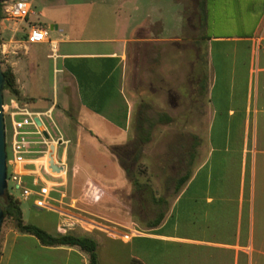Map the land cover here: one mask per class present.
Here are the masks:
<instances>
[{"label": "crops", "instance_id": "obj_1", "mask_svg": "<svg viewBox=\"0 0 264 264\" xmlns=\"http://www.w3.org/2000/svg\"><path fill=\"white\" fill-rule=\"evenodd\" d=\"M161 3L39 0L40 9L26 22L0 20V36H10L0 39L7 49L2 56L32 112L52 111L38 110L45 95L36 74L43 57L52 59L60 93L52 95L51 105L60 96L64 107L71 95L88 125L127 138L136 105L156 95L126 92L130 49L141 56L145 46L152 51L154 75L169 83L160 86V103L174 109L173 98L185 99L183 173L172 196L157 195L162 208L150 219L123 224L97 216L74 196V174L60 181V209L53 210L59 220L50 234L67 224L60 234L91 238L98 264H128L133 258L142 264H264V0H243L235 31L210 35L204 32L208 0H171L178 27L170 35L163 34ZM31 23L49 28L47 41H25ZM163 55L173 57V65L163 64ZM177 76L182 81L174 86ZM194 91L201 101L190 99ZM73 166L78 173L79 165ZM22 178L31 193L14 197L23 220L31 223L24 213L30 206L44 209L35 204L41 184L30 175ZM90 178L84 174L81 183ZM158 178L150 176L153 182ZM49 194L51 189L45 201L54 200ZM0 264H88V255L77 246L42 245L9 225L0 230Z\"/></svg>", "mask_w": 264, "mask_h": 264}, {"label": "rangeland", "instance_id": "obj_2", "mask_svg": "<svg viewBox=\"0 0 264 264\" xmlns=\"http://www.w3.org/2000/svg\"><path fill=\"white\" fill-rule=\"evenodd\" d=\"M33 10L40 9L39 0H33ZM191 5V1L189 2ZM243 0H208V29L204 30L206 35L214 32L231 33L235 31L233 22L242 16ZM166 4V6H165ZM163 17L165 19L164 35H170L178 24L172 18L173 4L171 0H162ZM244 9V10H243ZM142 15V14H141ZM141 15L137 16L140 19ZM33 18V17H32ZM11 22V21H10ZM13 23V22H12ZM229 29V30H227ZM8 35V34H7ZM8 37L0 36L1 41L9 40ZM198 47V46H197ZM131 48V47H130ZM143 54L137 55L136 49L131 48L128 57V72L126 92L131 93L132 89L151 91L156 94L153 98L147 99L145 106L136 105L132 120L130 122L128 137L118 133L105 134L98 125L90 126L86 122L85 115L78 109L74 99L69 95L67 105L60 104V96L56 103L51 105L52 95H59L60 87L57 85V74L53 70L52 59L42 58L36 69L40 91L45 95L38 110L42 113L52 108V111L46 112L40 116L44 131L48 133L50 144L56 147V162L62 163L64 169L59 174H45L44 177L52 182L51 197L54 200H47L53 208L38 209L31 207V212L26 213L25 218L31 223L36 224L45 231L53 233L58 222V216L53 210L60 209V181L75 174L73 194L81 202H85L92 212L100 217L123 224L124 222H135L136 218L146 220L152 218L161 203L157 202V195L172 196L174 193L175 179L183 173L184 168V101L181 96L172 99V105L175 108L164 105L160 100L163 99L164 89L168 88V82L159 81V77L154 75V63L152 61V51L144 47ZM6 49V48H5ZM22 50H24L22 48ZM150 52V54H149ZM4 56V55H3ZM0 53V67L7 65L5 58ZM163 64L173 65V57L163 55ZM167 66V65H166ZM182 78L177 76L172 83L178 84ZM181 90V89H179ZM10 95L3 91V102H7ZM190 99L194 102L200 100L199 93L190 94ZM134 98V97H133ZM157 102H156V101ZM201 101V100H200ZM199 101V102H200ZM27 108L31 107L27 104ZM138 110L142 111V117H147L154 122L149 131V140L146 143L136 146L134 143L138 137L136 126ZM197 110V109H196ZM199 112V109L197 110ZM165 112L170 115L169 123H160L157 120L159 113ZM18 119V117H15ZM5 122V144L7 165L11 158L10 151V124L9 116L4 114ZM30 128V127H29ZM98 135V136H95ZM35 138V136H28ZM61 137V143H52ZM60 140V139H59ZM137 141V140H136ZM134 142V143H133ZM138 145V146H137ZM45 148V146H42ZM38 154L28 155L27 157H37ZM79 165L78 173L73 164ZM9 166V165H8ZM50 170V169H49ZM127 170V171H126ZM9 171V170H8ZM7 171V173H8ZM84 174H89V184L94 186L98 195L93 199L88 197L86 192L87 184L81 180ZM150 176L160 177L161 182L150 180ZM147 178V179H146ZM143 181L138 184L137 181ZM92 181V183L90 182ZM145 180V181H144ZM6 191L13 197L18 195V191L11 188V182L6 178ZM64 186H61L63 189ZM14 191V192H13ZM15 198V197H14ZM96 198V199H95ZM98 220V219H96ZM101 220V219H99ZM110 226L112 223L102 221ZM8 219H2L0 230L9 226ZM60 225V224H59ZM117 227V226H116ZM119 228V227H118ZM59 233V232H58ZM116 241L115 245H119Z\"/></svg>", "mask_w": 264, "mask_h": 264}, {"label": "built area", "instance_id": "obj_3", "mask_svg": "<svg viewBox=\"0 0 264 264\" xmlns=\"http://www.w3.org/2000/svg\"><path fill=\"white\" fill-rule=\"evenodd\" d=\"M2 17L0 20H8L14 24L26 22L27 18L34 14L33 0H0ZM25 41L27 43L44 42L48 40L49 28L39 23H31L26 26ZM0 53L4 55L7 53L5 44L0 42ZM2 111L9 116L10 124V151L11 158L7 165V179L11 182V188L18 191L22 197L30 195L31 190L25 185L23 176L30 175L34 184L40 183L39 199L35 204L40 208L49 207L44 196L51 189L52 182L47 180L45 174H59L64 169L62 163L56 162V147L50 144L49 135H43L44 126L41 121V114L30 111L26 104L20 103L14 98H9L7 102H3ZM15 117H18L16 119ZM36 119L39 123L36 122ZM30 127V128H29ZM48 134V133H47ZM28 136H35L29 138ZM60 139V140H59ZM61 137L52 143H60ZM42 146H45L42 147ZM50 147H53L51 149ZM38 154L37 157H27L28 155ZM59 168L58 171H53L49 166V161ZM31 168H29V167ZM50 169V170H49ZM51 184V185H50ZM86 192L88 197L93 199L97 195L94 186L87 184ZM96 199V198H95ZM67 224H60L58 226L59 232H64Z\"/></svg>", "mask_w": 264, "mask_h": 264}, {"label": "trees", "instance_id": "obj_4", "mask_svg": "<svg viewBox=\"0 0 264 264\" xmlns=\"http://www.w3.org/2000/svg\"><path fill=\"white\" fill-rule=\"evenodd\" d=\"M2 17L1 6H0V19ZM25 37V36H24ZM2 73L4 75V85L3 90L7 91L9 95L17 100L20 103H25V100H28L27 97H23L20 94L19 89L16 86L15 77L11 70V68L6 65L5 68L2 69ZM141 106H145L142 104ZM142 111L138 110V118H137V141L136 144H143L149 140V131L154 125V122L147 117H142ZM158 122H168L170 120L169 117L162 114L159 115L157 119ZM138 146V145H137ZM127 171V170H126ZM183 179L180 180V182ZM0 206L3 211V219H8L10 226L16 230L18 233H26L31 234L38 239V241L42 245L46 246H60V245H68V246H77L82 251L86 252L88 255V264H98L95 252V242L89 237L85 236H76L70 233L65 234H50L41 227L25 222L22 218V213L19 207V202L16 198H14L10 193L5 191L3 195L0 196ZM128 264H142L139 260L133 258L130 260Z\"/></svg>", "mask_w": 264, "mask_h": 264}, {"label": "water", "instance_id": "obj_5", "mask_svg": "<svg viewBox=\"0 0 264 264\" xmlns=\"http://www.w3.org/2000/svg\"><path fill=\"white\" fill-rule=\"evenodd\" d=\"M5 79L2 73V69L0 67V196L6 191L7 188V159H6V144H5V122H4V113L2 111V104H3V85ZM36 122L39 121L36 119ZM43 135L48 137V134L43 131ZM53 149V147H50ZM49 166L53 171H58L59 168L53 165L51 160L49 161ZM3 219V211L0 206V227Z\"/></svg>", "mask_w": 264, "mask_h": 264}]
</instances>
